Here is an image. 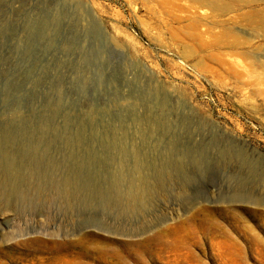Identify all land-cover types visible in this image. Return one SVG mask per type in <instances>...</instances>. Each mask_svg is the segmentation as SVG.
Here are the masks:
<instances>
[{"label": "rangeland", "instance_id": "rangeland-1", "mask_svg": "<svg viewBox=\"0 0 264 264\" xmlns=\"http://www.w3.org/2000/svg\"><path fill=\"white\" fill-rule=\"evenodd\" d=\"M0 264H264V0H0Z\"/></svg>", "mask_w": 264, "mask_h": 264}, {"label": "bare ground", "instance_id": "bare-ground-1", "mask_svg": "<svg viewBox=\"0 0 264 264\" xmlns=\"http://www.w3.org/2000/svg\"><path fill=\"white\" fill-rule=\"evenodd\" d=\"M136 171V170H135ZM168 172V171H167ZM136 183L132 184L129 188V190L127 191L126 194H124V196L120 195L119 197H125L126 196V202L123 203H114L115 201H106L104 202V205L108 208V207H112L113 205L116 204V209H115V213L117 214V216H127V217H131L130 219H132V221L135 220V218L139 217V213L140 212H146L148 210V207L155 201V192L153 189V187L151 185H147L143 180H139L141 178L138 179L137 176V171H136ZM117 180V179H116ZM118 181V183H116ZM117 181H115V186L118 188L120 187V185H122V178L118 179ZM138 181H140L138 183ZM169 181V180H168ZM150 182V181H149ZM169 183V182H168ZM115 187V188H116ZM243 193L242 195H236L238 197H247L248 199H256L253 195H251V193L248 191V193H246L247 195H244V192H240ZM118 197V196H117ZM111 199V198H110ZM113 202V203H112ZM69 205V204H67ZM192 222H200L203 223L204 219L201 218L199 216V214L197 213H193L190 219ZM99 230H101L102 232H107L108 235H112V236H117V237H126V238H134V237H140L142 233H145L146 231H148L147 229L142 230L140 234H138L135 231H128L127 229L123 228V227H115V228H111L108 225L104 224V223H100L99 224ZM141 238V237H140ZM145 242V241H144ZM140 244L139 242H136V245ZM130 245L128 243H124L121 244L118 247V250L121 251H126L128 253H130L131 248L129 247ZM104 247L111 249L113 248L109 243H104ZM116 248V247H115ZM119 254V253H118ZM120 256V254H119Z\"/></svg>", "mask_w": 264, "mask_h": 264}]
</instances>
